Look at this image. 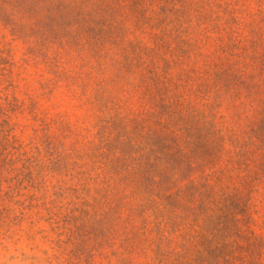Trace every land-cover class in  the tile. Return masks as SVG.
<instances>
[{
  "label": "rangeland",
  "instance_id": "rangeland-1",
  "mask_svg": "<svg viewBox=\"0 0 264 264\" xmlns=\"http://www.w3.org/2000/svg\"><path fill=\"white\" fill-rule=\"evenodd\" d=\"M0 264H264V0H0Z\"/></svg>",
  "mask_w": 264,
  "mask_h": 264
}]
</instances>
